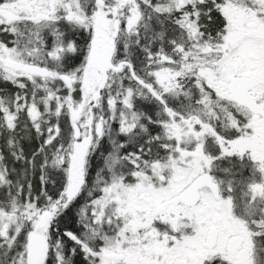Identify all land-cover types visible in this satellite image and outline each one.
Instances as JSON below:
<instances>
[{"label": "snow or ice", "instance_id": "snow-or-ice-1", "mask_svg": "<svg viewBox=\"0 0 264 264\" xmlns=\"http://www.w3.org/2000/svg\"><path fill=\"white\" fill-rule=\"evenodd\" d=\"M0 264H264V0H0Z\"/></svg>", "mask_w": 264, "mask_h": 264}]
</instances>
